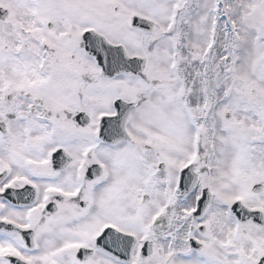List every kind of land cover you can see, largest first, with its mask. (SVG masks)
<instances>
[{
    "label": "snow or ice",
    "instance_id": "6c2138e0",
    "mask_svg": "<svg viewBox=\"0 0 264 264\" xmlns=\"http://www.w3.org/2000/svg\"><path fill=\"white\" fill-rule=\"evenodd\" d=\"M0 264H264V0H0Z\"/></svg>",
    "mask_w": 264,
    "mask_h": 264
}]
</instances>
